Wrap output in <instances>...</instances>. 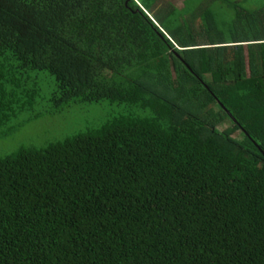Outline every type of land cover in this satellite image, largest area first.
Instances as JSON below:
<instances>
[{
    "label": "trees",
    "instance_id": "obj_1",
    "mask_svg": "<svg viewBox=\"0 0 264 264\" xmlns=\"http://www.w3.org/2000/svg\"><path fill=\"white\" fill-rule=\"evenodd\" d=\"M103 101L0 156V264H264V0H0V140Z\"/></svg>",
    "mask_w": 264,
    "mask_h": 264
},
{
    "label": "rangeland",
    "instance_id": "obj_2",
    "mask_svg": "<svg viewBox=\"0 0 264 264\" xmlns=\"http://www.w3.org/2000/svg\"><path fill=\"white\" fill-rule=\"evenodd\" d=\"M177 6L183 7L184 0H172ZM110 101L101 104H73L60 114L46 117L26 125L20 132L0 140V156L14 151L21 143L26 145H44L48 140L63 138L96 128L106 123L110 114L117 111Z\"/></svg>",
    "mask_w": 264,
    "mask_h": 264
}]
</instances>
